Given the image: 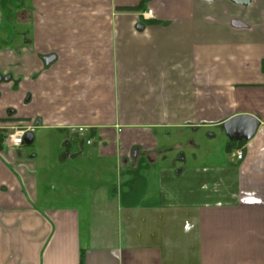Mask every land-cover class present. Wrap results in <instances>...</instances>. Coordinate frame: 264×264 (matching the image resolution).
<instances>
[{"label": "crops", "instance_id": "1", "mask_svg": "<svg viewBox=\"0 0 264 264\" xmlns=\"http://www.w3.org/2000/svg\"><path fill=\"white\" fill-rule=\"evenodd\" d=\"M12 1L0 264H264V0ZM241 115L259 126L229 145Z\"/></svg>", "mask_w": 264, "mask_h": 264}, {"label": "water", "instance_id": "2", "mask_svg": "<svg viewBox=\"0 0 264 264\" xmlns=\"http://www.w3.org/2000/svg\"><path fill=\"white\" fill-rule=\"evenodd\" d=\"M206 2H212L215 0H203ZM237 5H247L249 0H230ZM1 80V77H0ZM223 130L230 142L245 143L251 140L259 126V121L254 116L241 115L229 118L223 123ZM33 141V134L27 133L24 137V144L30 145Z\"/></svg>", "mask_w": 264, "mask_h": 264}, {"label": "built area", "instance_id": "3", "mask_svg": "<svg viewBox=\"0 0 264 264\" xmlns=\"http://www.w3.org/2000/svg\"><path fill=\"white\" fill-rule=\"evenodd\" d=\"M141 17L144 19L151 18V11H146L141 14ZM35 128V125L32 123H20L15 127L3 129L5 132L3 133V140L6 145L9 147H20L24 145V137L27 133H31V131ZM67 130L72 134H77L80 137H84L86 132V127H74L71 126L67 128ZM87 144L91 143V140H86ZM237 160H241L243 158V152H236Z\"/></svg>", "mask_w": 264, "mask_h": 264}, {"label": "rangeland", "instance_id": "4", "mask_svg": "<svg viewBox=\"0 0 264 264\" xmlns=\"http://www.w3.org/2000/svg\"><path fill=\"white\" fill-rule=\"evenodd\" d=\"M22 11V6L20 2L12 1V0H0V21L2 27H8L11 29L10 25L7 23V19H11L12 12H19ZM19 14V13H18ZM14 26L17 27V25L21 26V23L19 20H13ZM13 27V26H12ZM213 139L206 138L204 142L201 144L202 149L204 150H211V151H217L218 148L223 143L224 137L216 134L215 137H212ZM218 156H203L204 162L211 163L214 161H217Z\"/></svg>", "mask_w": 264, "mask_h": 264}, {"label": "flooded vegetation", "instance_id": "5", "mask_svg": "<svg viewBox=\"0 0 264 264\" xmlns=\"http://www.w3.org/2000/svg\"><path fill=\"white\" fill-rule=\"evenodd\" d=\"M20 123H29L27 121H20L18 123H16L15 125H13L12 127H15L16 125L20 124ZM7 128H10V127H4L3 129H7ZM2 139V137H0Z\"/></svg>", "mask_w": 264, "mask_h": 264}, {"label": "trees", "instance_id": "6", "mask_svg": "<svg viewBox=\"0 0 264 264\" xmlns=\"http://www.w3.org/2000/svg\"><path fill=\"white\" fill-rule=\"evenodd\" d=\"M232 144H235V143L234 142L229 143V145H232ZM237 144L242 145L244 143H237Z\"/></svg>", "mask_w": 264, "mask_h": 264}]
</instances>
